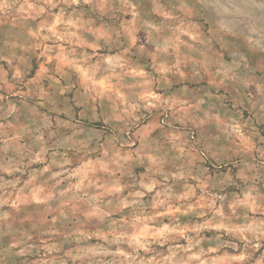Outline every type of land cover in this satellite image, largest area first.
I'll use <instances>...</instances> for the list:
<instances>
[{
    "label": "rangeland",
    "instance_id": "374dc122",
    "mask_svg": "<svg viewBox=\"0 0 264 264\" xmlns=\"http://www.w3.org/2000/svg\"><path fill=\"white\" fill-rule=\"evenodd\" d=\"M0 264H264V0H0Z\"/></svg>",
    "mask_w": 264,
    "mask_h": 264
}]
</instances>
